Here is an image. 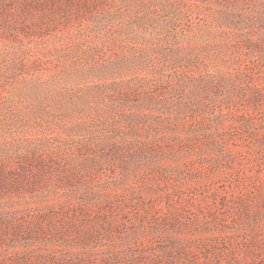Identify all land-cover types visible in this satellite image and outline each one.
Returning a JSON list of instances; mask_svg holds the SVG:
<instances>
[{"label":"rangeland","instance_id":"374dc122","mask_svg":"<svg viewBox=\"0 0 264 264\" xmlns=\"http://www.w3.org/2000/svg\"><path fill=\"white\" fill-rule=\"evenodd\" d=\"M82 2L0 30V264H264V0Z\"/></svg>","mask_w":264,"mask_h":264},{"label":"trees","instance_id":"16d2710c","mask_svg":"<svg viewBox=\"0 0 264 264\" xmlns=\"http://www.w3.org/2000/svg\"><path fill=\"white\" fill-rule=\"evenodd\" d=\"M83 3L85 2H82V0H0V30L5 29L6 31L10 30V32H12L14 28L8 27L7 24L8 22L6 21L13 20L14 23H16L15 27H17V31L24 32L28 25L31 26V29L33 31L34 29L38 28L39 22H42L43 20L41 19L39 22H34L33 20L35 17L34 10H40V11L44 10V13L48 12L47 16L48 15L52 16L55 21V18H57V13L61 11L62 7L65 8L73 5L79 6V4H83ZM251 96L254 98V100H251L250 98L249 103L255 104L258 98L261 96V93L258 92L257 90ZM0 184L3 185V176L1 175H0ZM62 209H65V207H62ZM60 212L61 211L59 209H56V206L47 205L44 208V211L41 212L40 214H53V213L60 214ZM71 216L74 217L75 215L72 214ZM43 220L49 222L50 225L53 222L52 218H48L47 220V218L45 217L43 218ZM61 225L66 227V223L64 222H62ZM51 227L53 228V225H51ZM66 231L72 233L73 232L72 226L66 227ZM21 264H27V263L22 262ZM231 264H240V263L236 262Z\"/></svg>","mask_w":264,"mask_h":264}]
</instances>
